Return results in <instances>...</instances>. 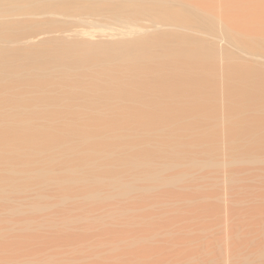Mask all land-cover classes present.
I'll use <instances>...</instances> for the list:
<instances>
[{"label": "rangeland", "instance_id": "1", "mask_svg": "<svg viewBox=\"0 0 264 264\" xmlns=\"http://www.w3.org/2000/svg\"><path fill=\"white\" fill-rule=\"evenodd\" d=\"M23 1L0 0V264H264V142L233 136L264 135V0ZM153 30L155 56L191 40L213 67L140 72L109 51ZM61 46L80 67L53 61ZM31 49L53 57L25 72Z\"/></svg>", "mask_w": 264, "mask_h": 264}, {"label": "bare ground", "instance_id": "2", "mask_svg": "<svg viewBox=\"0 0 264 264\" xmlns=\"http://www.w3.org/2000/svg\"><path fill=\"white\" fill-rule=\"evenodd\" d=\"M6 1H7V0H6ZM20 1H22V0H20ZM24 1H26V0H24ZM24 1H23V2H24ZM46 1H47V0H46ZM59 1H61V0H59ZM99 1H101V0H99ZM114 1H115V0H114ZM114 1H113V2H114ZM126 1H127V0H126ZM126 1H124V3H125ZM12 2H13V1H12ZM18 2H19V1H18ZM26 2H27V1H26ZM28 2H29V1H28ZM61 2H63V0H62ZM61 2H60V3L58 2V3L61 4ZM78 2H79V1H78ZM101 2H102V1H101ZM103 2H104V1H103ZM108 2H109V0H108ZM118 2H120V1H117V3H118ZM127 2H128V1H127ZM129 2H130V1H129ZM19 3H20V2H19ZM40 3H42V2H40ZM48 3H49V2H48ZM53 3H54V2H53ZM74 3H75V1H74ZM99 3H100V2H99ZM114 3L116 4V2H114ZM151 3H152V2H151ZM154 3H155V2H154ZM30 4H31V3H30ZM38 4H39V3H38ZM104 4H105V3H104ZM111 4H112V2H111ZM120 4H122V3H120ZM156 4H158V3H156ZM159 4H160V3H159ZM159 4H158V5H159ZM162 4H163V3H162ZM22 5H24V4H22ZM63 5H64V4H63ZM123 5H127V4H123ZM130 5L133 6V7H140V5L137 4V3H131ZM125 7H126V6H125ZM149 7H150V6L148 5V8H149ZM153 7H154V4H153ZM158 7H159V6H158ZM161 7H162V6H161ZM126 8H127V7H126ZM151 8H152V7H151ZM166 8H167V7H166ZM152 9H153V8H152ZM152 9H151V10H152ZM149 10H150V9H149ZM161 10H162V9H161ZM187 10H189V9H187ZM183 11H184V10L173 9V8H171V7H168V8H167V12L169 13V15L172 14V15H174V16H176V17H180V19L183 18V17H185L184 12H186V11H184V12H183ZM163 12H164V11H163ZM167 12H166V14H167ZM194 15H195V14H194ZM258 15H259V14H258ZM167 16H168V15H167ZM197 16H198V15H197ZM191 17H192V16H191ZM198 17H199V16H198ZM263 18H264V16H263ZM263 18L261 17V15H259V17H258V19H260V21L264 23V19H263ZM180 19H178V20L180 21ZM182 20H183V19H182ZM212 22H213V21H212ZM213 23H214V22H213ZM241 28H243V27H241ZM257 28H258V27H257ZM136 29H137V28H136ZM0 31L2 32V30H0ZM131 31H132V30H131ZM136 31H137V30H136ZM84 32H86V31H84ZM87 32H88V31H87ZM87 32H86V33H83V37L88 41V40H90L89 38H92V37H91V34H90L91 32H90V33H87ZM129 32H130V31H129ZM2 33H3V32H2ZM81 33H82V32H81ZM125 33H127V32H125ZM135 33H136V32H135ZM137 33H138V31H137ZM129 34H130V36H131V33H129ZM138 34H139V33H138ZM132 35H133V34H132ZM81 37H82V35H81ZM154 37H155V36H154ZM139 38H140V37H139ZM139 38H138V39H134V40L132 41V43L127 42V45H126V44L121 45V44H122V43H121V44L119 45V47H116V48H115V46L113 45V46H114V47L112 46L113 49H111V50L108 49V50H109L110 52L113 51L112 53H114V56H116L117 54L122 55V56L124 55V57H125L124 59H123V57H121V56H117V57H118V58L121 57L122 59H121V58L118 59L117 57H115V58L118 59V60H120V61H121V60H123V61L125 60L126 62H130V63H131L130 65H131V66L133 65L135 68L137 67L136 69H138L140 72H141L142 70H144V67H145V65L147 64L146 61H150V62H151V61L154 60L153 62H155V61H158V59H160L161 62H162V60H163L164 62H167V61H168V62H172V61L175 62L176 65H177V68L180 69V71H182V69L184 70V69H185L188 65H190V64H191V66H192V64H193V66H196V65H194V64H197V65L199 64V67H200V66H202V67L205 66L206 69H208V68L210 67V68H209V70H210L211 67H213V66H209L208 63H210V65H211V63H212V62H210L211 57H214V56L217 54V52H218L216 49H215L216 51L214 50L216 53H214V51L211 50V51H212L211 53H213V56H211V53H210V50L208 49V47L206 48V46L202 45L201 43H197V42H194V41L188 40V41H186V43L189 44L188 46H191V47H189V48H191V49L186 48V44L184 45V44L182 43L183 46H185V49H183V48H178L179 44H177V45H176V46H177V49H175L174 51L168 52V51H169V49H168V51L163 52L160 56H155V55H156V54H154L155 51H152V48H153V46L155 45V44H154V38H146V39H139ZM157 39H158V38H156L155 42H157ZM183 40H184V39H183ZM181 41H182V40H181ZM130 42H131V41H130ZM183 42H185V41H183ZM66 44H67V43H66ZM70 44H71V42H70ZM118 44H119V43H118ZM118 44H117L116 46H118ZM56 45H57V44H56ZM59 45H60V44H59ZM77 45H78V44H77ZM77 45L75 46V48L78 47ZM156 45H157V44H156ZM156 45H155V46H156ZM51 46H52V45H51ZM69 46H70V45H69ZM71 46L74 47L73 45H71ZM87 46H88V45H87ZM40 47L43 48V45H40ZM62 47L64 48V46H61L60 49H59V48L56 49V47H55V48L53 47L54 49H53V48H52L53 50L51 49L53 52L49 51L50 54L54 56V57L52 56L53 58H52L51 55L49 54L48 50L43 49L42 52L47 51L48 53H46V52H45V53H41V52L38 51V50H39L38 47L36 48V49H38V50L35 49L36 51H35V50L32 51V49H31V52H30V51L27 52V51L24 50V52L20 54V55H22V56H20V57H22V60H23V63H22V64H23V66H24L25 63L27 64V63H31V62H34V61H35L37 64H44V63H46V62H42L43 60H46V59H48V60H52V59H53V61H55V60H54L55 57H56V60H59V59L61 58L60 56H63V55H60V54H59V53H60L59 51H61V53H62V51H63V50H61V49H63ZM72 47H68V48H66V49H70V50H71V51L68 50L69 53L65 52V50H64L65 55H66V53L69 55V57H67V55H66V57H67V59L69 58L70 61H71V59H72V61H73L74 63H76V62H79V63H80V59H81V57H80V53H79V51H82V50L79 49V51H78L77 49L75 50V48H73V49H74V50H73ZM79 47H80V46H79ZM79 47H78V48H79ZM81 47H82V46H81ZM81 47H80V48H81ZM83 47L85 48L86 46L83 45ZM110 47H111V46H110ZM110 47H109V48H110ZM167 47H168V46H167ZM170 47H172V46H170ZM170 47H169V48H170ZM180 47H181V42H180ZM44 48H45V47H44ZM50 48H51V47H50ZM84 48H83V49H84ZM93 48H94V47H93ZM40 49H41V48H40ZM46 49H48V48H46ZM210 49H211V48H210ZM212 49H213V48H212ZM44 50H45V51H44ZM58 50H59V51H58ZM166 50H167V49H166ZM85 51H86L85 54L88 53V52H91L92 54L94 53V49H92L91 47H86ZM92 51H93V52H92ZM95 51L97 52L98 50L95 49ZM109 51H107V52H109ZM19 52H20V51H19ZM25 52H26V53H25ZM33 52H34V53H33ZM37 52H38V53H37ZM64 52H63L62 54H64ZM98 52H99V51H98ZM110 52H109V53H110ZM4 53H5V52H4ZM4 53H3V52L1 53L2 56L0 55V56H1L0 58H3V57H5V56L7 55V54L5 55ZM24 53H25V54H24ZM82 53H83V52H82ZM82 53H81V55L85 56V54H82ZM91 53H88L87 56H85V57L82 56V57H83V58H86V57H88V55L91 54ZM99 53H100V52H99ZM3 54H4V56H3ZM12 54H14V53H12ZM26 54H27V55H26ZM44 54H45V55H44ZM47 54L50 55V56H49L50 59L46 56ZM95 54H96V53H95ZM223 54H224V53H223ZM10 55H11V54H10ZM10 55H8V57H10V59H11V57L14 58V57H13L14 55H12V56H10ZM59 55H60V56H59ZM65 55H64V57H65ZM110 55H112V54L110 53ZM15 56H17V55L15 54ZM18 56H19V55H18ZM28 56H31V57H33V58L30 60L29 58H31V57H28ZM57 56H58V58H57ZM20 57H19V58H20ZM24 57H25V58H24ZM44 57H45V59H44ZM46 57H47V58H46ZM64 57H63V58H64ZM111 57L113 58V55H112ZM160 57H163V58H160ZM221 57H222V56H221ZM223 57H224L223 59H225V55H224ZM27 58H28L30 61H28ZM51 58H52V59H51ZM63 58H62V60H63ZM88 58H89V57H88ZM107 58H108V57H106V60H107ZM115 58H114V60H115ZM157 58H158V59H157ZM5 59H9V58L6 57ZM10 59H9V60H10ZM26 59H27V62L25 61ZM67 59H66V60H67ZM93 59L95 60V58H93ZM155 59H156V60H155ZM215 59H216V58H215ZM2 60H4V58H3ZM13 60H14V61H13ZM20 60H21V59H20ZM36 60H37L38 62H37ZM39 60L41 61V63H40ZM66 60H65V61H66ZM86 60H88V59H86ZM104 60H105V59H104ZM160 60H159V61H160ZM7 61H8V60H7ZM11 61H13V62L15 63V59H11ZM11 61H9V62H11ZM16 61H17V59H16ZM24 61H25V62H24ZM53 61H52V62H53ZM75 61H76V62H75ZM81 61L84 62L85 60H81ZM91 61H92V60H91ZM159 61H158V62H159ZM211 61H214V60H211ZM0 62H1V61H0ZM13 62H12V63H13ZM21 62H22V61H21ZM21 62H20V63H21ZM35 62H34V63H35ZM62 62H63V61H62ZM85 62H86V61H85ZM117 62H119V61H117ZM121 62H122V61H121ZM144 62H146V63H145V65L143 66L142 64H144ZM150 62H149L147 65L150 64V65L153 67L154 64L152 65ZM214 62H215V61H214ZM14 63H13V64H10V65H11L10 67H12L13 65L16 67V64H14ZM20 63H19V65H20ZM50 63H51V62H50ZM59 63H60V62H59ZM63 63H64V62H63ZM69 63H71V62H69ZM74 63H72V65H73ZM102 63L104 64V62H102ZM106 63H107V62H106ZM175 63H174V64H175ZM232 63H233V62H232ZM51 64H52V63H51ZM54 64H55V63H54ZM54 64L51 65L52 67L50 66L52 69H53V65H54ZM64 64H65V63H64ZM66 64H68V63L66 62ZM76 64H77V63H76ZM107 64H109V63H107ZM114 64H115V63H114ZM121 64H122V63H121ZM124 64H125V63H123V65H124ZM128 64H129V63H128ZM161 64H162V63H160V65H161ZM207 64H208V65H207ZM213 64H214V63H212V65H213ZM1 65H2V63H1ZM27 65H28V64H27ZM27 65H25L26 68H28ZM31 65H34V64H31ZM72 65H71V66H72ZM77 65H79L78 67H80V64H77ZM81 65H82V64H81ZM119 65H120V63H119ZM126 65H127V63H126ZM130 65H129V66H130ZM147 65H146V67H147ZM150 65L148 66V68L150 67ZM176 65H175V66H176ZM206 65H207V67H206ZM225 65H228V64H225ZM235 65H236V64H235ZM17 66H18V65H17ZM23 66H20V67L18 66V67L21 68V67H23ZM25 66H24V68H23L24 71H25ZM29 66H30V65H29ZM43 66H44V65H43ZM63 66H64V65H63ZM63 66H62V67H63ZM82 66H83V65H82ZM88 66H89V65H88ZM104 66H105V65H104ZM120 66H121V65H120ZM124 66H125V65H124ZM124 66H123V67H124ZM127 66H128V65H127ZM129 66H128V68L131 69V66H130V67H129ZM229 66H232V65H228L227 67L229 68ZM0 67H1V66H0ZM7 67H9V65H7ZM31 67H32V66H31ZM35 67H37V66H35ZM45 67H46V66H45ZM64 67H65V66H64ZM64 67H63V68H64ZM66 67H67V66H66ZM66 67H65V68H66ZM72 67H74V66H72ZM72 67H69V68L71 69ZM115 67H116V66H115ZM123 67H122V68H123ZM125 67H126V66H125ZM125 67H124V70H125ZM134 67H133V70L135 69ZM146 67H145V68H146ZM196 67H198V66H196ZM237 67H239V66H237ZM33 68H34V67H33ZM37 68H38V67H37ZM65 68H64V69H65ZM76 68H77V67H76ZM92 68H93V67H92ZM95 68H97V67H95ZM225 68H226V66H225ZM228 68L226 69V71L230 72V69H231V68H229V70H228ZM232 68H233V67H232ZM234 68H235V67H234ZM7 69H8V68H7ZM9 69H10V68H9ZM23 69H20V70H23ZM28 69H29V68H28ZM30 69H31V68H30ZM35 69H36V68H35ZM41 69H42V68H41ZM48 69H49V68H48ZM52 69H51V70H52ZM77 69H78V68H77ZM106 69H107V68H106ZM114 69H115V68H114ZM130 69H129V70H130ZM203 69H204V67H203ZM238 69H239V68H238ZM13 70H15V69H12V71H10V72H13ZM37 70H38V69H37ZM45 70H46V68H45ZM45 70H44V71H45ZM49 70H50V69H49ZM108 70H109V69H108ZM108 70H107V71H108ZM110 70H111V69H110ZM115 70H117V69H115ZM119 70H120V69H119ZM121 70H122V69H121ZM121 70H120V72H121ZM124 70H122V71H124ZM146 70L149 71L150 69H147V68H146ZM223 70H224V69H223ZM223 70H222V72H223ZM240 70H241V69H240ZM240 70H239V71H240ZM0 71H2V70L0 69ZM15 71H16V70H15ZM17 71H18V70H17ZM59 71H61V70H59ZM70 71H72V70H70ZM76 71H77V70H75V72H76ZM88 71H89V70H88ZM94 71H95V70H94ZM104 71H106V70H104ZM117 71H118V70H117ZM125 71H127V69H126ZM206 71H207V70H206ZM226 71H225V72H226ZM7 72H8V70H7ZM7 72H6V73H7ZM25 72H26V71H25ZM40 72H41V71H40ZM42 72H43V71H42ZM57 72H58V71H57ZM91 72H92V71H91ZM112 72H113V71H112ZM142 72H143V71H142ZM225 72H223V73H225ZM240 72H242V71H240ZM0 73H1V72H0ZM46 73H47V72H46ZM46 73H44L45 76H46ZM67 73H68V71H67ZM71 73H72V72H71ZM71 73H69V74H71ZM76 73H77V72H76ZM80 73H81V72H80ZM101 73H102V72H101ZM101 73H100V75H101ZM106 73H107V72H106ZM109 73H110V72H109ZM115 73H116V71H115ZM121 73H122V72H121ZM130 73H131V72H130ZM130 73H128V74H130ZM133 73H134V72H133ZM133 73H132V74H133ZM136 73H137L136 75H138V77H139V75H140V74H138L139 72L136 71ZM144 73H145V72H144ZM148 73H149V72H148ZM210 73H211V72H210ZM3 74H4V73H3ZM3 74H2V75H3ZM44 74H41V75H44ZM102 74H104V73H102ZM110 74H111V73H110ZM116 74H117V73H116ZM116 74H115V75H116ZM205 74H207V73H205ZM230 74H231V73H229L228 75L230 76ZM242 74H243V73H242ZM49 75H50V73H48V76H49ZM81 75H82V74H81ZM91 75H92V74H91ZM105 75H106V74H105ZM108 75H109V74H108ZM115 75H114V77H112L113 75L110 76V77L113 78V79H117L118 81L120 80V82L123 80L122 78L120 79L119 76L115 77ZM123 75H124V72H123ZM125 75H126V74H125ZM130 75H131V74H130ZM142 75H144V74H142ZM223 75H224V74H223ZM228 75H227V74L225 75L226 78L229 77ZM37 76L40 77L39 75H37ZM68 76H69V75H68ZM71 76H72V75H71ZM71 76H70V78H71ZM73 76H74V74H73ZM79 76H80V75H79ZM133 76H135V75H133ZM46 77H47V76H46ZM49 77H50V76H49ZM83 77H84V76H83ZM93 77H95V76L93 75ZM127 77L130 78L131 76H130V77L127 76ZM136 77H137V76H136ZM136 77H135V78H136ZM138 77H137V78H138ZM151 77H152V76H151ZM153 77H154V76H153ZM153 77H152V78H153ZM241 77H242V76H241ZM249 77H250V76H249ZM34 78H35V77H34ZM41 78H42V77H41ZM100 78H101V77H100ZM100 78L98 77V79H100ZM103 78H104V77H103ZM132 78H133V77H132ZM211 78H212V77H211ZM246 78L249 79V80H250V78H251L250 82L252 81V82H251L252 84H253V83L255 84V82L258 83V82L260 81V83H258V84H259V85L262 84L263 86L261 85V87L264 88V80L254 78V77H252V76H251L250 78H248L247 75H246V77L244 78V80H245ZM32 79H33V78H32ZM45 79H46V78H44L43 80H45ZM47 79L51 81L52 78H51V79L47 78ZM86 79H87V78H86ZM104 79H106V78H104ZM113 79H112V80H113ZM150 79H151V78H149V80H150ZM230 79H231V78H230ZM34 80H36V79H33V81H34ZM38 80H39V79H38ZM68 80H69V79H68ZM72 80H74V79H72ZM92 80H93V79H92ZM108 80H109V79H108ZM125 80H126V79H125ZM134 80H136V79H134ZM134 80L132 79V82H134ZM137 80H138V79H137ZM151 80H153V79H151ZM213 80H214V79H213ZM256 80H259V81H256ZM45 81H47V80H45ZM45 81H44V82H45ZM70 81H71V80H70ZM70 81H69V83H67V85H69V84L71 83ZM78 81H79V79H78ZM93 81H94V80H93ZM123 81H124V80H123ZM123 81H122V82H123ZM138 81H139V80H138ZM140 81H141V79H140ZM153 81H154V80H153ZM153 81H151V82H153ZM245 81H247V82L249 83L248 80H245ZM253 81H255V82H253ZM63 82H64V81H63ZM63 82H61V83H63ZM66 82H68V81H66ZM73 82H76V81H73ZM82 82H83V81H82ZM88 82H89V79H88ZM88 82H87V83H88ZM94 82H96V81H94ZM116 82H117V81H116ZM116 82H115V83H116ZM120 82H119V83H120ZM128 82H129V80H128ZM130 82H131V80H130ZM46 83H47V82H46ZM46 83H45V84H46ZM91 83H92V82H91ZM104 83H105V81H104ZM117 83H118V82H117ZM123 83H124V82H123ZM126 83H127V82H126ZM135 83H136V82H135ZM145 83H146V84H149V82H148V83L145 82ZM155 83H156V82H155ZM251 83H250V84H251ZM36 84H38V81H37ZM42 84H43V83H42ZM45 84H44V85H45ZM48 84H49V83H48ZM53 84H54V83H53ZM63 84H64V83H63ZM74 84H75V83H74ZM76 84H77V83H76ZM100 84H102V83H100ZM100 84H99V85H100ZM121 84H122V83H121ZM128 84H129V83H128ZM138 84H140V82H139ZM142 84L144 85L143 82H142ZM150 84H152V83H150ZM33 85H35V84H33ZM61 85H62V84H61ZM71 85H72V84H71ZM96 85H97V84H96ZM102 85H103V84H102ZM105 85H106V84H105ZM133 85H134V83H133ZM133 85H131V87H132ZM51 86H52V85H51ZM69 86H70V85H69ZM72 86H73V85H72ZM72 86H71V87H72ZM74 86H75V85H74ZM83 86H84V84H83ZM91 86H92V85H91ZM93 86H94V85H93ZM111 86H112V85H111ZM134 86L136 87L137 84H135ZM145 86H146V85H145ZM147 86H148V85H147ZM59 87H62V86L59 85ZM66 87H67V86H66ZM124 87H126V86H124ZM140 87H141V84H140ZM142 87H143V86H142ZM261 87H260V88H261ZM69 88H70V87H69ZM84 88H85V87H84ZM86 88H87V87H86ZM88 88H90V87H88ZM98 88H99V90L101 89L100 86H98ZM105 88H107V87H105ZM108 88H109V87H108ZM126 88L128 89V88H130V87H126ZM62 89H63V88H62ZM72 89H73V88H72ZM110 89H111V88H109L108 90H110ZM118 89H119V88H118ZM137 89H138V88H137ZM172 89H173V88H172ZM254 89H256V88H254ZM261 89H262V88H261ZM87 90H88V89H87ZM87 90H86V91H87ZM90 90H91V89H90ZM94 90H96V89H94ZM116 90H117V89H116ZM119 90H121V89H119ZM129 90H131V89H129ZM129 90H128V91H129ZM146 90H147V89H146ZM174 90H175V89H174ZM177 90H178V88H177ZM258 90H259V89H258ZM66 91H67V89H66ZM66 91H65V92H66ZM71 91H73V90H71ZM80 91H81V90H80ZM92 91H93V90H92ZM92 91H91V93H92ZM101 91H102V90H101ZM103 91H104V90H103ZM122 91H123V90H122ZM124 91H125V90H124ZM147 91H148V90H147ZM172 91H173V90H172ZM253 91H257V90H253ZM263 91H264V90H263ZM68 92H70V91H68ZM81 92H82V91H81ZM93 92H94V91H93ZM112 92H113V91H112ZM112 92H111V93H112ZM117 92H118V91H117ZM125 92H126V91H125ZM133 92H134V91H133ZM133 92H132V93H133ZM136 92H138V91H136ZM140 92H141V90H140ZM140 92H138V93H140ZM142 92H143V91H142ZM145 92H146V91H145ZM145 92H144V94H145ZM71 93H73V92H71ZM85 93H86V92H85ZM134 93H135V92H134ZM146 93H147V92H146ZM148 93H149V92H148ZM246 93H247V92H246ZM79 94H80V93H79ZM79 94H78V96H79ZM93 94H94V93H93ZM99 94H100V93H99ZM130 94H131V93H130ZM73 95H75V94H73ZM86 95H88V94H86ZM89 95H90V94H89ZM106 95H107V94H106ZM106 95H104V97H105ZM114 95H115V92H114ZM116 95H117V97L120 96L118 93H117ZM123 95H124V94H123ZM135 95H137V93H135ZM142 95H143V94H142ZM142 95H141V96H142ZM146 95H147V94H145V96H146ZM149 95H150V94H149ZM80 96H81V95H80ZM93 96H94V95H93ZM99 96H100V95H99ZM107 96H108V95H107ZM109 96H110V94H109ZM109 96H108V97H109ZM124 96H126V95H124ZM128 96H129V95H128ZM141 96H140V97H141ZM145 96H144V97H145ZM150 96H151V95H150ZM129 97H130V96H129ZM135 97H136V96H135ZM115 98H116V97H115ZM151 98H152V97H151ZM191 100H192V99H191ZM154 101H155V100H154ZM183 101H184V100H183ZM157 102H158V101H157ZM186 102H187V101H186ZM195 102H196V101H195ZM179 103H180V102H179ZM195 104H196V103H195ZM153 105H154V104H153ZM185 105H186V104H185ZM185 105H184V107H185ZM161 106H162V105H161ZM166 106H167V105H166ZM200 106H202V104H200ZM200 106H199V107H200ZM203 106H204V105H203ZM171 107L173 108V106H171ZM179 107H182V108H183L182 105H180ZM159 108H161V107H159ZM159 108H158L157 110L161 111ZM163 108H164V107H163ZM167 108H168V107H167ZM164 109H165V108H164ZM164 109H163V110H164ZM169 109H170V108H169ZM175 109H176V108H175ZM167 110H168V109H167ZM170 110L172 111L173 109H170ZM183 110H184V109H183ZM185 110H186V109H185ZM159 111H158V112H159ZM165 112H166V111H165ZM184 112H186V111H184ZM155 113H157V111H156ZM167 113H168V112H167ZM172 113H173V112H172ZM181 113H182V112H181ZM157 114H158V113H157ZM161 114H162V113H161ZM161 114H160V116H161ZM133 115H135V113H134ZM163 115H164V114H163ZM163 115H162V116H163ZM165 115H167V114H165ZM169 115H171V114H169ZM219 117H220V116H219ZM169 118H170V117H169ZM218 120H219V119H218ZM168 121H169V120H168ZM228 121H230V122L233 124L234 129L237 128V130H238V132L236 131L237 133H236V132H235V133L233 132V133H234L233 136H237V137H239V136L242 135L241 137H244V136L247 137V135L250 134V135H249L250 137H248V142H249L250 144H252L253 146L255 145V146H254V147H255V150H256V145L258 146L259 144H261V143L264 142V141L261 140L262 138H264V135L261 136V137H260L258 134H255V135H258V136L251 135L250 131H248L249 133H248L247 131L245 132V130L243 131V129H245V128L242 127V129L239 130V129L241 128V126H240V127H239L238 125H237V127L234 126V123H233V122H235V121H232V120H228ZM228 121H226V122H228ZM19 122H22V121H19ZM219 122H220V121H219ZM222 122H223V121H222ZM174 123H176V122H174ZM237 123H238V122H237ZM222 124H223V123H222ZM227 124H228V123H227ZM227 124H225V125H227ZM17 125H18V124H17ZM17 125H16V128H18V126H19V125H18V126H17ZM230 125H231V124H230ZM230 125H228V126H230ZM259 125H260V127H262L263 124H259ZM228 126H227V127H228ZM187 127H190V126H187ZM221 127H222V126H221ZM230 127H232V126H230ZM233 127H232V129H233ZM235 127H236V128H235ZM238 127H239V128H238ZM247 127H248V126H247ZM247 127H246V128H247ZM190 128H191V127H190ZM222 128H223V127H222ZM224 128H225V126H224ZM228 129H229V127H228ZM2 131H3V130L0 131V134L3 133ZM174 131H175V130H174ZM253 131H254V130H253ZM7 133H8V134H7ZM7 133H6V131H5V133H3V134H6L5 136H7V137H8V135L10 136V133H9V132H7ZM226 133H227V129H226L225 134H226ZM229 133H230V132H229ZM245 133H248V134L245 135ZM252 133H253V132H252ZM3 134H2V135H3ZM230 134H232V131H231ZM226 135H227V134H226ZM261 135H262V134H261ZM227 136H229V135H227ZM227 136H226V137H227ZM233 136L231 135L230 138L233 139ZM0 137L2 138V136H0ZM205 137H207V136H205ZM209 137H211V136H209ZM1 138H0V139H1ZM234 138H235V137H234ZM86 139H87V138H86ZM88 139H89V138H88ZM204 140H205V138H204ZM236 140H237V139H236ZM238 140H239V139H238ZM202 141H203V139H202ZM202 141H201V142H202ZM205 141H206V140H205ZM243 141H244V139H243ZM209 142H211V141L209 140ZM246 142H247V141H246ZM246 142H244V143L246 144ZM203 143H205V142L203 141ZM249 143H248V144H249ZM206 144H207V143H206ZM206 144H204V145H206ZM211 145H212V144H211ZM171 146H172V145H171ZM171 146H170V147H171ZM259 147H262V146H259ZM173 148H174V147H173ZM173 148H172V149H173ZM175 148H177V146H176ZM180 148H181V147H179V149H180ZM248 148H249V147H248ZM248 148H247V149H248ZM262 148H264V146H263ZM208 149H209V148H208ZM208 149L206 148V150H208ZM250 149H251V148H250ZM257 149H258V148H257ZM259 149H260V148H259ZM252 150H254L253 147H252ZM175 151H176V149H175ZM175 151H174V152H175ZM256 151H257V150H256ZM177 152H178V153L181 152L182 155H183L182 149H180V151H178V149H177ZM177 152H176V154L178 155ZM184 152H185V151H184ZM186 152H189V150L186 151ZM252 152H253V151H252ZM181 153H180V154H181ZM174 154H175V153H174ZM174 154H173V155H174ZM162 156H163V155H162ZM174 156H175V155H174ZM178 156H179V155H178ZM180 156H181V155H180ZM185 156H186V155H185ZM176 157H177V156H176ZM176 157H175V158H176ZM139 158H140V157H138V159H139ZM184 158H185V157H184ZM95 159H96V158H95ZM97 159H98V158H97ZM146 159H147V158H146ZM90 160H91V159H90ZM139 160H140V159H139ZM143 160H144V159H143ZM95 161L97 162V160H95ZM98 161H100V160H98ZM141 161H142V160H141ZM141 161H140V162H141ZM93 162H94V161H93ZM138 162H139V161H138ZM145 162L147 163V162H149V161H145ZM50 163H51V162H50ZM136 164H137V163H136ZM49 165H50V164H49ZM51 165H52V164H51ZM138 165H140V164H138ZM45 166H46V165H44V168H43L42 170L46 169ZM82 168H83V167H82ZM84 168H85V166H84ZM44 171H45V170H44ZM44 171H43V172H44ZM43 172L40 171V173H42V174H44V175H46V174L48 173V171H46V173H45V172L43 173ZM39 176L41 177V175H39ZM42 177H43V175H42ZM45 177H47V176H45ZM47 178H48V177H47ZM70 181H71V180H70Z\"/></svg>", "mask_w": 264, "mask_h": 264}, {"label": "water", "instance_id": "3", "mask_svg": "<svg viewBox=\"0 0 264 264\" xmlns=\"http://www.w3.org/2000/svg\"><path fill=\"white\" fill-rule=\"evenodd\" d=\"M157 34H159V31L158 30H153L151 32H148L144 35H141L139 39H146V38H151V37H154V36H157ZM136 38V39H138Z\"/></svg>", "mask_w": 264, "mask_h": 264}]
</instances>
